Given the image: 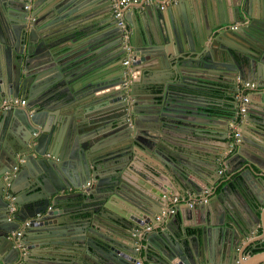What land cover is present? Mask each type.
<instances>
[{
	"label": "water",
	"instance_id": "water-1",
	"mask_svg": "<svg viewBox=\"0 0 264 264\" xmlns=\"http://www.w3.org/2000/svg\"><path fill=\"white\" fill-rule=\"evenodd\" d=\"M117 1L0 0V264H28L30 240L48 247L34 264H135L146 239V262L264 264V250L249 253L264 238L251 235L250 203L263 209L264 197L249 182L253 165L264 171V104L240 114L253 126L230 131L211 112L226 106L205 98L231 96L232 120L243 96L253 104L258 93L264 103V0H137L122 9L129 53L112 14ZM243 81L253 82L251 96L237 97ZM204 138L225 145L210 150ZM192 148L205 149V176L185 162ZM219 159L242 169L236 187L222 191L243 202L239 210L222 194L198 198L204 190L192 178L210 188ZM130 172L177 179L182 202L194 201L188 207L207 224L190 234L178 209L145 231L171 205L168 191L180 193L166 184L143 191ZM6 192L15 197L11 213ZM235 230L240 239H225ZM62 248L66 261L56 254Z\"/></svg>",
	"mask_w": 264,
	"mask_h": 264
},
{
	"label": "crops",
	"instance_id": "crops-1",
	"mask_svg": "<svg viewBox=\"0 0 264 264\" xmlns=\"http://www.w3.org/2000/svg\"><path fill=\"white\" fill-rule=\"evenodd\" d=\"M160 2H161L163 7H165L166 4H167V3H164V2H166V0H161ZM131 4H133V3H131ZM239 84L240 85H238V88H237L238 91L235 94V96L241 97L240 94H241L242 90L244 91V93L250 94V96H251V93H252L251 89L245 88L243 85H241L240 82H239ZM254 95H255V97H254L255 103L249 104V103L246 102L245 105L247 106V108L248 107H253L252 109L258 111V108H262V104H264V103L260 99L261 98L260 94L257 93V94H254ZM205 98L206 99H209V98L212 99V104L215 105V106H221L222 105L221 102L224 104V102L227 101L223 96H219V95H211L210 97L206 95ZM221 117L224 118V119L222 118L223 122L227 123L228 120H229V129H232V131L233 130H237V129L244 130V128H245L244 125L245 124L248 127H250V125L253 126L252 123H250V122H245L244 124H239V123H241V119L239 118V116H237L238 119L236 117L234 120L231 119L232 117H224V116H221ZM214 127H216V128H221L222 127L223 128V123H222V125H219V126L215 125ZM246 131L249 134V136H253L255 139H260V137L258 135L254 134L251 131V128L246 129ZM205 140L203 141V143H200V144L204 148L206 147V148H208L210 150H214V151L217 150L218 151V145H223V146L225 145L223 142H220L219 140H215V139H211V138H208V139H205ZM205 142H207L206 145H205ZM196 151H197L196 149L192 148L191 149V153H184V154H188V158L185 156V158H186L185 162L187 164L190 163L193 167H195L198 170H200V174L205 176L206 174H208V171H209V165L211 164L210 160L206 157L207 154L205 153V149L202 152L199 150V154L196 153ZM150 159L156 160V159L151 158V157H150ZM219 164H220V168L222 170V173L219 174V175L218 174H214L215 175V179H214L215 184L214 185H210V188L205 186V182L206 181L200 180L201 178L200 179L196 178V177L192 178L204 190L202 195H200L198 198L202 200V197H203V202H205V200H204L205 197L206 196H210L213 192H214V194H219V195L222 194L228 200L229 204L232 205V207H235V208H237L239 210V208L243 207L242 206L243 202H241V200L239 198H237V197L229 196V195H226V194L222 193V191H223V187L227 183H230V185L232 186L233 189L236 187L237 182L239 180V174H240V171L242 169L241 168H236L235 164L228 168L227 165L224 164V162L221 159H219ZM213 169H214V167H212V170ZM227 169H229V170L227 171ZM221 170H219V172ZM252 171H253L254 175L253 176L249 175V182L255 188L256 192L259 195L264 197V181H263V177H262V175L264 174V171L259 169L258 167H256V165H253ZM128 177H129L128 179H129L130 182L136 183L138 186H140L142 188L143 191H149V192L152 191V192H155V194H158V189H159L158 187H164V188L168 189V187L172 186L175 189V192H177V193L179 192L180 195H174V193L171 190H169L167 195L169 197H177V202H175V203L172 202V204L169 207H166L164 209L162 207L156 205V209H158L159 211H161L163 209L165 211L166 209H168L170 207H174V206L177 207V209L176 208L175 209L176 210L179 209V212H180L181 217H182V222H183L184 225H187V229L190 231L189 232L190 234H193L194 230L196 229V227L199 224L200 225L202 223L203 224H207L206 223L207 222V218H206L205 214H204V216L203 215L201 216L196 211H195V213H193L192 208L188 207L189 205L190 206L194 205V201L187 202V203H183L182 202V200L185 198V196L182 195L184 193V190L180 186V183L177 181V179L174 178V179H172L171 182H170L169 178H167V177H165L166 179L161 178L162 180L158 179V178H152V177H147V178L141 180V177H138L133 172H130V174H128ZM208 179H209V181H211L210 177H208ZM139 181H141V182H139ZM159 181H163L164 183L161 182V186H158V185L156 186V183L159 182ZM168 182H170L172 184L169 185ZM211 183H213V182H211ZM189 197L191 198V197H194V196L193 195H189ZM215 202H216V206H218L219 208L227 207L222 202V200H216ZM112 203L114 205H116V206L119 204V203H116L115 201H112ZM250 206H251V208L253 209V211L255 213V216L254 215L253 216L255 217V219H257L256 223H254L255 224V230H254V232L251 235L252 236L262 237V236H264V210H263L264 207H263V209H259V208H256L252 203H250ZM176 210H175V212H176ZM240 210L242 211L243 209H240ZM135 211H138V210H135ZM140 212L138 211V213H140ZM189 212H190V214H189ZM159 214H162V212L159 213ZM159 214L157 213V215H159ZM246 214H247V217L250 216V218H253V220H254V217H251V215H249L248 212H246ZM63 217H64V215L59 216V220L62 219ZM169 218L170 217L168 216V218L162 219L161 221H154L155 222L154 224L153 223L145 224L146 225L145 231L148 232V230L150 231V229L156 228V226H158L159 222H163L165 220H169ZM229 229L231 230L230 227H229ZM236 231L237 230H235V232ZM236 233H237V235H236L237 237H234L233 235H231L228 232H226L225 233V239L227 237H230V236H232L234 239H240L239 232L237 231ZM29 234H31V233H29ZM220 234H221V232H220ZM218 235H219V233H218ZM246 239H249V238H246ZM243 241H245V240H243ZM144 243L148 244V240L147 239H146V241L142 240V242L139 241L137 243V249L136 250H138V254H137L138 260L136 261L135 264H137V262H139L140 264H157V263H155L153 261H148V262L145 261L144 253H143V250H142L143 249V245L142 244H144ZM41 244L42 243L36 242V240H30V241H28V245L30 246L29 249H27V247H25V246L23 247V251H24L25 255L30 254L29 253L30 251L35 253V255L33 257H31V259L28 261V264H34L32 261L38 259L39 256L44 254V252H42V251H44L45 249H48V247L42 246ZM144 249H145V247H144ZM122 250H121V252H122ZM222 250L224 252L225 248L222 249ZM57 252L58 253H56V254L62 255V257H59V258L61 260L64 259L65 261L67 260V256L70 255V253H68V251H66L63 248L58 250ZM64 253H66L65 257H63ZM79 253H81V251ZM79 253H77V254H79ZM226 257H227V255H226ZM69 262L73 263L74 262V258H73V260H71ZM229 263H232V262H229ZM76 264H79V263H76ZM202 264H205V263H202ZM223 264H226V263L223 262Z\"/></svg>",
	"mask_w": 264,
	"mask_h": 264
},
{
	"label": "built area",
	"instance_id": "built-area-1",
	"mask_svg": "<svg viewBox=\"0 0 264 264\" xmlns=\"http://www.w3.org/2000/svg\"><path fill=\"white\" fill-rule=\"evenodd\" d=\"M135 2H137V0H118L117 2H114L113 5H112V14H113V17L115 19H117V24L120 26L121 31H122L123 48L128 53L131 50V44L129 42V37H130V34H131V28H130L128 22L126 21V19L123 16L122 9L126 5H129V4L135 3ZM133 59L134 58L132 56H129L128 55V57L123 60V64H129V62L132 61ZM242 85L245 88H247V89L248 88L249 89H252L254 87V84L251 83V82H248V81H243ZM246 101H247L246 96H243L241 102L242 103H246ZM13 103L14 104H19V105H24L25 104V99H16V100H14ZM244 109H245V106H243V105L240 106V111L242 113L244 112ZM235 135L238 136L239 133L238 132H235ZM5 198L7 200H9L8 210L11 213V212H13L16 209L15 203H14L15 197L8 195L7 192H6ZM170 199H171V204H172V202L173 203L177 202V197H170ZM49 209H51V207H49ZM175 210H176L175 209V206L166 209L165 211L162 212V214H159V215L156 216V220H162V219H164V217H168V216L173 215L174 212H175ZM36 216L39 217L40 214H37ZM9 218L12 219L13 216L12 215H9ZM32 221H33L32 219H26V220L23 221L21 230L19 232H17V236L18 237H21V235L24 234V231L27 229V227L30 226V224H31ZM136 231H138V230H136ZM137 264H140V263L137 262Z\"/></svg>",
	"mask_w": 264,
	"mask_h": 264
},
{
	"label": "flooded vegetation",
	"instance_id": "flooded-vegetation-1",
	"mask_svg": "<svg viewBox=\"0 0 264 264\" xmlns=\"http://www.w3.org/2000/svg\"><path fill=\"white\" fill-rule=\"evenodd\" d=\"M253 83V82H252ZM242 85V84H241ZM237 97H239V96H237ZM226 99V98H225ZM227 101H225L224 102V104L221 102V104L222 105H225L226 106V108L227 109H225V110H214V111H211L212 113H214V115L215 116H219V117H221V116H224V117H233L234 115H235V111L233 112L231 109H230V103L231 102H233V99L231 98V96H229L227 99H226ZM229 108V109H228ZM247 108V106H245V109ZM245 109H244V112L242 113L241 111H240V108H239V110H237L236 111V116L235 117H237V116H239V118H240V114H245ZM232 115V116H231ZM221 118H223V117H221ZM224 119V118H223ZM237 119H238V117H237ZM222 122H223V120H221ZM229 121V120H228ZM240 124V123H239ZM223 126H225L224 124H223ZM232 129H230V131H231ZM239 133V132H238ZM240 135V134H239ZM222 173V170L220 171V174ZM170 201H171V199H170ZM157 216V215H156ZM156 216H154V219H155V221H161V220H156ZM264 247V238L263 239H256V240H254L252 243H251V245H250V247H249V253H257V252H251L252 250H256V249H261V248H263ZM262 250H264V249H262ZM261 250V251H262ZM259 252V251H258ZM205 264H212V263H210V262H207V263H205Z\"/></svg>",
	"mask_w": 264,
	"mask_h": 264
},
{
	"label": "trees",
	"instance_id": "trees-1",
	"mask_svg": "<svg viewBox=\"0 0 264 264\" xmlns=\"http://www.w3.org/2000/svg\"><path fill=\"white\" fill-rule=\"evenodd\" d=\"M262 249H264V247L261 249L252 250L251 252H258V251H261Z\"/></svg>",
	"mask_w": 264,
	"mask_h": 264
}]
</instances>
